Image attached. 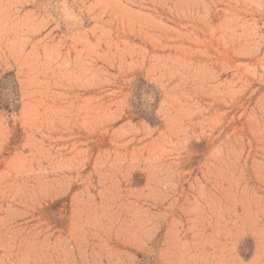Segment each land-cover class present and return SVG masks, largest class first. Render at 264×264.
<instances>
[{"label": "rangeland", "instance_id": "obj_1", "mask_svg": "<svg viewBox=\"0 0 264 264\" xmlns=\"http://www.w3.org/2000/svg\"><path fill=\"white\" fill-rule=\"evenodd\" d=\"M0 264H264V0H0Z\"/></svg>", "mask_w": 264, "mask_h": 264}]
</instances>
